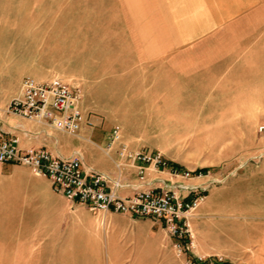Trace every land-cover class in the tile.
<instances>
[{"label": "crops", "instance_id": "0c3cea01", "mask_svg": "<svg viewBox=\"0 0 264 264\" xmlns=\"http://www.w3.org/2000/svg\"><path fill=\"white\" fill-rule=\"evenodd\" d=\"M68 1L0 0V128L15 134L20 147L43 146L59 155L78 153L83 167L90 166L127 183L119 190L121 194L130 192L132 187L170 185L174 174L169 168L154 167L131 155L118 153L120 143L129 153L146 151V133H138V130L146 131V101H135L131 110H125L119 98L124 96L120 91L126 87L120 82L127 81V88L134 90L127 98L146 97V90H153L148 96L154 98L165 96L166 81L191 83L200 74L209 73V56L219 47L210 35H238V50H247V37L264 33V0H146L158 3L157 17L164 19L165 24H146L139 32L143 35L139 40L120 45L113 55L110 70L117 93L112 97L115 100L111 115L114 120L124 117L135 131L126 130L120 134V142L110 147L106 146L108 125L83 123L74 135L1 111L18 90L23 76L44 80L59 75L65 80L80 78L82 108L89 120L92 119L88 78L81 70L71 68L69 37L64 45L68 52L62 67L40 57V53L54 48L56 34H70L65 16ZM149 17L156 18V15ZM13 65L18 67L14 72L10 70ZM192 88L186 87V90ZM95 92L103 95V85L97 86ZM140 166H143L141 175ZM259 183L254 189L240 187L237 191H228L227 186H213L206 193L196 213L206 209L212 215L208 220V234L214 233L217 237L207 240L208 250H221L229 260L239 259L243 264H264V180ZM63 197L51 188L46 176L34 174L22 164L0 162V264L40 263L42 243H51L53 247L55 241L44 239L46 229L24 230L23 213L28 209H42L61 216ZM50 199L58 201V205ZM113 212H102L99 224ZM195 221L191 218L193 226ZM47 224L43 221L38 225ZM53 224L59 225L60 220ZM46 257V264L55 263L53 255Z\"/></svg>", "mask_w": 264, "mask_h": 264}, {"label": "rangeland", "instance_id": "374dc122", "mask_svg": "<svg viewBox=\"0 0 264 264\" xmlns=\"http://www.w3.org/2000/svg\"><path fill=\"white\" fill-rule=\"evenodd\" d=\"M159 8L157 2L146 0H70L65 3L70 34H56L54 48L40 53L45 62L62 67L69 37L71 68L88 78L90 121L108 125L107 132L113 124L120 127L121 135L126 130L135 131L124 117L114 120L111 115L112 97L117 91L110 68L117 47L139 40L143 26L165 24L157 17ZM153 13L156 18L149 17ZM210 36L220 48L209 56V73L200 74L191 83L166 81L165 96L154 98L148 96L153 90H146V97L127 98L134 90L127 88V81L120 82L126 88L119 98L125 110H131L135 101H146V131L138 130L139 134L146 133V152L178 163L173 182L198 183L205 197L213 186L237 191L240 187L254 189L264 180L260 175L264 171V129H260L264 125V33L249 35L247 50L241 51L236 44L238 35ZM17 68L13 65L10 70ZM100 84L103 95L95 92ZM190 86L193 88L186 90ZM201 166L207 169L194 172ZM177 192L180 196L185 193ZM205 197L186 212L193 247L179 254L172 245L174 238L149 217L113 212L100 225L101 211L70 204L64 197L61 216L28 209L23 213V227L39 232L46 229L44 239L55 241L53 247L42 243L39 264H46V255H53L54 264H192L197 255L206 258L204 264L216 258L243 264L239 259L229 260L221 250L206 248L207 240L217 236L208 234L212 215L206 209L196 213ZM50 200L58 205V201ZM191 218L196 220L194 226ZM57 220L60 224H53ZM43 221L48 224L39 226Z\"/></svg>", "mask_w": 264, "mask_h": 264}, {"label": "built area", "instance_id": "2783aa9c", "mask_svg": "<svg viewBox=\"0 0 264 264\" xmlns=\"http://www.w3.org/2000/svg\"><path fill=\"white\" fill-rule=\"evenodd\" d=\"M83 90L79 80H64L52 75L44 80L23 76L19 88L1 108L5 114L26 118L42 126L76 135L83 123L91 125L82 108ZM264 129V125L260 126ZM120 127L113 124L106 134V146L120 142ZM119 155H131L154 167L164 168L165 161L158 153L125 151L123 143ZM0 162H13L27 166L34 174L48 178L51 188L68 201L85 205L90 210L128 214L132 217H150L160 222L174 238L177 254L193 247L188 230L186 212L203 200L205 192L198 183H171L154 187H132L128 193L119 190L127 183L117 176L83 167L80 155L53 154L43 146L20 147L17 136L0 128ZM166 168V167H165ZM143 166L139 168L141 175ZM172 173L177 170H171ZM187 174V173H185ZM185 191L179 195L177 191ZM206 262V258L193 257ZM192 258V264H196ZM221 260V259H214ZM214 260L208 264H214ZM187 264H191L190 261Z\"/></svg>", "mask_w": 264, "mask_h": 264}, {"label": "trees", "instance_id": "16d2710c", "mask_svg": "<svg viewBox=\"0 0 264 264\" xmlns=\"http://www.w3.org/2000/svg\"><path fill=\"white\" fill-rule=\"evenodd\" d=\"M165 161V167L169 168L170 170H178L180 168V165L178 163H176L175 161L172 160H164ZM207 169V167L205 166H201V167H197L196 169H194V172H202L205 171ZM194 262L196 264H202L203 260H197L196 258H193ZM214 264H230L229 261L227 260H214L213 262Z\"/></svg>", "mask_w": 264, "mask_h": 264}]
</instances>
